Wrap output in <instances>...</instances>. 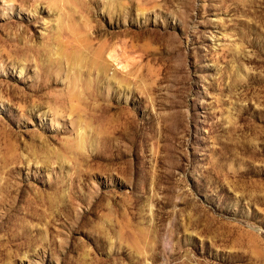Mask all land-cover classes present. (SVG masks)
I'll list each match as a JSON object with an SVG mask.
<instances>
[{"label": "rangeland", "instance_id": "374dc122", "mask_svg": "<svg viewBox=\"0 0 264 264\" xmlns=\"http://www.w3.org/2000/svg\"><path fill=\"white\" fill-rule=\"evenodd\" d=\"M0 264H264V0H0Z\"/></svg>", "mask_w": 264, "mask_h": 264}]
</instances>
